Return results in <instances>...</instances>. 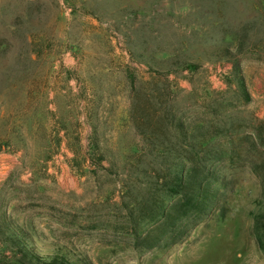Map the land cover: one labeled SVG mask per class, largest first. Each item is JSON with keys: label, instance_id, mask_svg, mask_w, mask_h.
<instances>
[{"label": "rangeland", "instance_id": "obj_1", "mask_svg": "<svg viewBox=\"0 0 264 264\" xmlns=\"http://www.w3.org/2000/svg\"><path fill=\"white\" fill-rule=\"evenodd\" d=\"M187 142L229 208L171 227ZM58 255L264 264V0H0V264Z\"/></svg>", "mask_w": 264, "mask_h": 264}, {"label": "trees", "instance_id": "obj_2", "mask_svg": "<svg viewBox=\"0 0 264 264\" xmlns=\"http://www.w3.org/2000/svg\"><path fill=\"white\" fill-rule=\"evenodd\" d=\"M185 146L189 153L187 157L183 156L184 171L170 173L163 169L155 181L157 187L163 189L165 196L172 200L164 210L165 221L171 227H176L181 219L188 220L192 225L197 224L212 212L223 218L225 209L229 208L226 194L218 186L219 183L221 186L225 185V182L217 177L216 171L210 165L211 159L200 145L187 142ZM158 147L163 148L161 145ZM44 264L67 263L58 255L49 257V261Z\"/></svg>", "mask_w": 264, "mask_h": 264}]
</instances>
